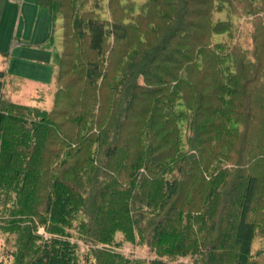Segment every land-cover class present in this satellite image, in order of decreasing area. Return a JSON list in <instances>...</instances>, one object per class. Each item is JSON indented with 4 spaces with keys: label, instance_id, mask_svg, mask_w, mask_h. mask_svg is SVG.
Instances as JSON below:
<instances>
[{
    "label": "trees",
    "instance_id": "16d2710c",
    "mask_svg": "<svg viewBox=\"0 0 264 264\" xmlns=\"http://www.w3.org/2000/svg\"><path fill=\"white\" fill-rule=\"evenodd\" d=\"M34 1L63 59L50 110L0 70V264H264V0Z\"/></svg>",
    "mask_w": 264,
    "mask_h": 264
},
{
    "label": "rangeland",
    "instance_id": "374dc122",
    "mask_svg": "<svg viewBox=\"0 0 264 264\" xmlns=\"http://www.w3.org/2000/svg\"><path fill=\"white\" fill-rule=\"evenodd\" d=\"M0 0V70L7 73L5 90L15 102L50 110L58 90L57 76L63 59L62 21L55 29L47 8L34 0ZM44 233L43 228L40 230ZM0 239V257H8V247ZM5 244V245H4ZM264 243L257 242L256 248ZM122 251L141 258V248L126 245Z\"/></svg>",
    "mask_w": 264,
    "mask_h": 264
},
{
    "label": "crops",
    "instance_id": "0c3cea01",
    "mask_svg": "<svg viewBox=\"0 0 264 264\" xmlns=\"http://www.w3.org/2000/svg\"><path fill=\"white\" fill-rule=\"evenodd\" d=\"M8 3H12V2H14L13 0H9V1H7ZM0 12H2V9H0ZM1 20V19H0Z\"/></svg>",
    "mask_w": 264,
    "mask_h": 264
}]
</instances>
